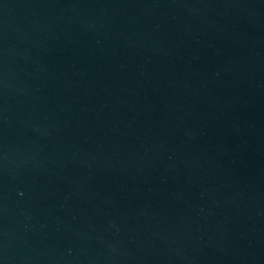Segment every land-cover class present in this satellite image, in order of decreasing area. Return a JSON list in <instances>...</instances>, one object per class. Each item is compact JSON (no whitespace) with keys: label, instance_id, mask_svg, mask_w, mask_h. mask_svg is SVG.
Returning a JSON list of instances; mask_svg holds the SVG:
<instances>
[{"label":"water","instance_id":"1","mask_svg":"<svg viewBox=\"0 0 264 264\" xmlns=\"http://www.w3.org/2000/svg\"><path fill=\"white\" fill-rule=\"evenodd\" d=\"M262 6L264 0H0V169Z\"/></svg>","mask_w":264,"mask_h":264}]
</instances>
